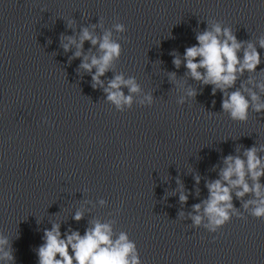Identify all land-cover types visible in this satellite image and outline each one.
Masks as SVG:
<instances>
[{"label": "clouds", "instance_id": "obj_1", "mask_svg": "<svg viewBox=\"0 0 264 264\" xmlns=\"http://www.w3.org/2000/svg\"><path fill=\"white\" fill-rule=\"evenodd\" d=\"M72 25L73 21H69L68 27L71 28ZM114 27L119 33L126 31L122 23H117ZM91 28L95 29L96 25ZM60 39L65 52L75 47L76 50L68 58L69 62L80 59L79 69L90 74L93 88H103L107 100L115 105L118 111L124 112L125 106L131 109L133 95L141 91L136 78L130 76L125 79L123 74L113 75L106 87L101 79L112 70L113 62L119 60L122 52L121 44L112 39L111 31L96 35L89 27H82L78 36L61 34ZM195 39L197 43L186 47L182 57L176 51L170 53L173 56V65L179 69L183 64L187 70L185 75L201 86L210 85L213 96L217 91L222 93L221 112L227 113L231 120L247 122L250 111L264 113V100L253 88L247 86L253 84L250 77L247 83L242 80L237 87V81L245 72L264 73V68L257 71L262 60L256 44L250 40L238 41L232 29L222 26L219 22H210V27L198 32ZM85 42L97 47L99 54H92L91 49L85 54ZM257 43L259 49L264 50V36H261ZM169 80L178 84L175 72L169 73ZM254 87L264 93V83H255ZM123 88L128 89L127 95ZM197 94V90L191 87L186 93L189 98H195ZM145 99L147 106H151L153 97L149 94ZM184 103L183 99L177 101L179 105ZM212 103L214 106L215 100ZM235 151L237 153L240 150ZM260 153H264V146L257 147L254 144L245 148L242 154L223 156L221 164L212 166L218 178L205 181L207 197L191 206L195 215L189 213V216L194 226H200L206 219L205 228L215 233L230 222L233 215L245 218L235 209L234 196L244 200L243 207L245 210L250 209L251 216L264 218V183L261 182L264 178V156ZM193 179L198 186L201 176L196 175ZM176 185L178 187L173 195L178 194L179 202L182 205L187 204L191 193L185 189L179 176L176 178ZM195 192L197 196L200 195L199 188H196ZM246 196L251 198L244 199ZM83 215V212L78 210L72 219L79 222ZM42 239L44 243L36 253L38 264H142L135 242L129 240L124 232L114 239L111 224L99 220L90 221V226L85 229L83 235L70 225L62 233L61 224L53 223L51 228L44 229ZM5 245L8 246L7 250ZM3 261L15 264V256L8 238L0 234V262Z\"/></svg>", "mask_w": 264, "mask_h": 264}]
</instances>
